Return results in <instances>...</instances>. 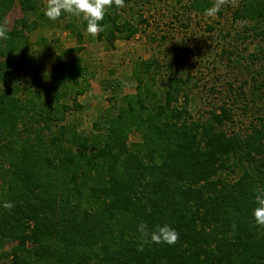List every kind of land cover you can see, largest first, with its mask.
I'll list each match as a JSON object with an SVG mask.
<instances>
[{
  "label": "trees",
  "instance_id": "1",
  "mask_svg": "<svg viewBox=\"0 0 264 264\" xmlns=\"http://www.w3.org/2000/svg\"><path fill=\"white\" fill-rule=\"evenodd\" d=\"M16 2L34 19L15 22L0 39V250L14 244L7 264H264V227L252 216L264 189V108L240 132L226 129L233 106L195 117L190 78L169 67L161 75L165 58L156 56L134 60L126 78L102 81L107 107L84 132L76 115L92 77L87 66L58 58L45 85L26 68L30 31L69 17L65 29L81 41L86 22L67 13L49 20L39 0H0V22ZM148 2L107 9L97 41L112 50L130 40L146 22L139 4ZM186 5L184 12L205 15L213 3ZM232 20L264 42V0H240ZM140 222L167 223L179 239L138 251Z\"/></svg>",
  "mask_w": 264,
  "mask_h": 264
},
{
  "label": "rangeland",
  "instance_id": "2",
  "mask_svg": "<svg viewBox=\"0 0 264 264\" xmlns=\"http://www.w3.org/2000/svg\"><path fill=\"white\" fill-rule=\"evenodd\" d=\"M39 1L45 8L47 0ZM210 1L214 3V0ZM239 1L222 7L221 15L214 18L184 12L189 0H150L139 4L146 22L136 25L138 17L133 16L137 34L128 41L116 40L112 50L98 42L96 36L86 34L85 29L79 31L82 39L78 41L72 32L65 29L69 17L59 19L57 25L41 23L27 35L32 46L27 76L37 73L45 85L50 66L58 58L63 62L80 59L92 74L89 90L78 98L82 111L76 115L80 120V130L87 132L107 107L108 94L102 91V81L128 77L134 60L163 56L165 59L159 61L163 67L161 75L169 67L170 75L190 78L186 92L195 117L221 105L233 106L235 123L226 129L243 131L250 121L256 124L255 120L263 115L264 52H257L260 49L264 51V42L253 36L250 27L232 20ZM44 8H41L43 14ZM137 9L139 7L134 8V13ZM5 18L10 29L22 18L30 22L34 16L30 12L23 13L16 2ZM208 28H213V31L208 32ZM244 33L249 38L242 41L238 35ZM42 39L46 40L45 43ZM77 48L80 50L76 51ZM229 84L236 93H229ZM259 84L262 86L257 88ZM133 92L131 88L125 89V93ZM245 108L251 110L250 114L244 113ZM136 138L132 135L129 140L132 142ZM13 246L9 244L0 250V264H7L6 256Z\"/></svg>",
  "mask_w": 264,
  "mask_h": 264
},
{
  "label": "clouds",
  "instance_id": "3",
  "mask_svg": "<svg viewBox=\"0 0 264 264\" xmlns=\"http://www.w3.org/2000/svg\"><path fill=\"white\" fill-rule=\"evenodd\" d=\"M229 3L235 5L236 0H214L213 5L205 10V15L214 18L221 8ZM113 5L117 8H123L125 6L124 0H47L44 15L52 21L58 20L62 13L81 18L82 21L86 22V34L95 37L104 31L100 22L103 21L106 10ZM8 24L7 18L0 22V39L7 40L9 38L7 35L9 31ZM122 85L124 87L133 86L128 81H122ZM254 202L257 205L252 210L255 226L264 227V189L257 191ZM3 207L10 211L14 204L5 202ZM235 228L236 225L233 223V231H235ZM137 231L140 234L141 241L138 245V251H143L145 245H174L179 239V233L167 223L150 227L146 222H140Z\"/></svg>",
  "mask_w": 264,
  "mask_h": 264
}]
</instances>
